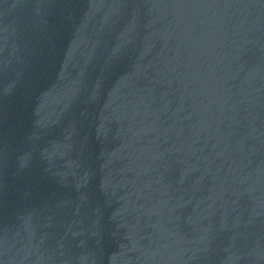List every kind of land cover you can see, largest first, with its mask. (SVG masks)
Masks as SVG:
<instances>
[{
    "label": "water",
    "instance_id": "95a60500",
    "mask_svg": "<svg viewBox=\"0 0 264 264\" xmlns=\"http://www.w3.org/2000/svg\"><path fill=\"white\" fill-rule=\"evenodd\" d=\"M0 264H264V0H0Z\"/></svg>",
    "mask_w": 264,
    "mask_h": 264
}]
</instances>
